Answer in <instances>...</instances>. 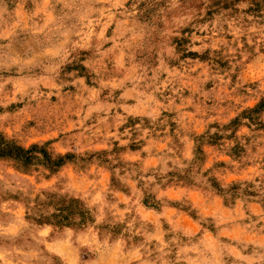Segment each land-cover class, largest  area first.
Segmentation results:
<instances>
[{
	"label": "rangeland",
	"instance_id": "374dc122",
	"mask_svg": "<svg viewBox=\"0 0 264 264\" xmlns=\"http://www.w3.org/2000/svg\"><path fill=\"white\" fill-rule=\"evenodd\" d=\"M0 264H264V0H0Z\"/></svg>",
	"mask_w": 264,
	"mask_h": 264
},
{
	"label": "trees",
	"instance_id": "16d2710c",
	"mask_svg": "<svg viewBox=\"0 0 264 264\" xmlns=\"http://www.w3.org/2000/svg\"><path fill=\"white\" fill-rule=\"evenodd\" d=\"M19 150H21V149H19Z\"/></svg>",
	"mask_w": 264,
	"mask_h": 264
}]
</instances>
